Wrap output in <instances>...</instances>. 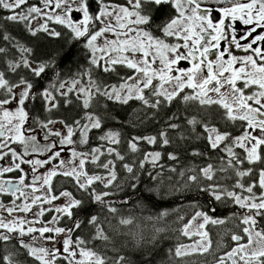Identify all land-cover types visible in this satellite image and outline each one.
Listing matches in <instances>:
<instances>
[{"label": "snow or ice", "instance_id": "1", "mask_svg": "<svg viewBox=\"0 0 264 264\" xmlns=\"http://www.w3.org/2000/svg\"><path fill=\"white\" fill-rule=\"evenodd\" d=\"M0 10V242L32 264H154L169 212L123 207L145 174L159 195L172 173L167 194L192 197L176 230L191 243L160 264H264V0ZM44 39L63 44L38 55ZM18 251L0 264H21Z\"/></svg>", "mask_w": 264, "mask_h": 264}, {"label": "trees", "instance_id": "2", "mask_svg": "<svg viewBox=\"0 0 264 264\" xmlns=\"http://www.w3.org/2000/svg\"><path fill=\"white\" fill-rule=\"evenodd\" d=\"M31 2H35V0H31ZM0 14H4L2 10H0ZM10 31L13 33V35H16L18 37L25 36L26 34L22 32L21 28L18 26H11ZM39 47L37 49L38 55H43L44 52L51 50L52 48L59 47L61 44H63V40H41L38 42ZM75 52L76 49H73V57L68 58L67 60L63 61L60 65L61 70L67 71L69 68L75 69V64L72 63L75 59ZM81 63H83V60L81 58ZM111 82H115V78H112ZM120 115L123 117L125 116V112L121 111ZM128 133H135L138 131L137 129H126L125 130ZM146 131H151V127L146 129ZM170 150V149H169ZM182 161L186 163L187 161H184L182 158ZM162 163H165L166 165L172 164V162L167 161L166 159L162 161ZM178 167L180 165H177ZM171 175L173 177L172 182L178 181L180 178L176 174L172 173H166L165 176V187L161 190L160 194L157 195L155 193L149 194L145 191L146 187L154 186L155 182L151 181L147 175L145 174L142 177V183L140 185V188L135 194L131 193V190H128V195L131 197L130 202L128 205H125L123 207L124 214L127 215L129 213L136 215L138 217H144L149 215H156L161 211L167 210L169 212V216L165 218V220L162 222L164 225L168 227V231L164 233V236L166 239L161 243L160 245V251L157 253L156 257L154 258V264H160V260L163 258L165 261H167L168 256L167 252L169 248H173L178 243H183L185 241L184 237L179 236L177 229L180 227V222L177 221L178 215H184L186 219V215L190 216L191 213L194 211L190 206L189 203L192 199L190 196H184L179 193L175 195H168L167 194V185L168 180L167 176ZM139 202L143 205V208L136 207L137 202ZM174 209H179V211H174ZM149 224V227H151V224L149 222H146ZM213 237L216 236V233L211 232ZM9 250L2 251L0 250V257H3L4 255H7L8 252L13 251L17 252V247H19L18 243L15 241L9 242ZM5 245V244H4ZM7 246V245H5ZM8 247V246H7ZM13 247V248H12ZM16 260L20 261L21 264H32L31 258L26 257L23 250H19L18 254L14 257ZM186 260L189 262V264H200V261L202 258L195 257L193 258H186ZM193 260V261H192Z\"/></svg>", "mask_w": 264, "mask_h": 264}, {"label": "flooded vegetation", "instance_id": "3", "mask_svg": "<svg viewBox=\"0 0 264 264\" xmlns=\"http://www.w3.org/2000/svg\"><path fill=\"white\" fill-rule=\"evenodd\" d=\"M45 79H47V77L45 78ZM93 144H95V143H97V141L95 140V139H93ZM0 163H2V162H0ZM41 171H43V170H41ZM55 183H56V185H57V188H60V187H68L69 189H71V185L70 184H63L62 183V178H57V180L55 181ZM6 215V214H5ZM48 218H50V216L49 217H45V219H48ZM5 243L4 242H0V250H2V251H6V250H9V246H10V243H8V244H5V245H7V246H5L4 245ZM13 248V247H12ZM17 250H21V249H19V247H17Z\"/></svg>", "mask_w": 264, "mask_h": 264}, {"label": "rangeland", "instance_id": "4", "mask_svg": "<svg viewBox=\"0 0 264 264\" xmlns=\"http://www.w3.org/2000/svg\"><path fill=\"white\" fill-rule=\"evenodd\" d=\"M189 217H190L189 215H188V216L186 215V219L189 218ZM181 226H182V225H181V222H180V227H181ZM210 227H211V226H210ZM212 232L216 233V232H217V229L212 228ZM184 239H185V241H184L183 243H185V244L191 243V241H190L188 238H185V237H184ZM195 257H196V256H193V257H191V258L194 259ZM192 261H193V260H192Z\"/></svg>", "mask_w": 264, "mask_h": 264}]
</instances>
